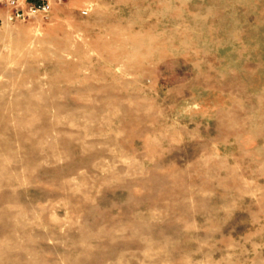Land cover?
<instances>
[{
	"label": "rangeland",
	"instance_id": "1",
	"mask_svg": "<svg viewBox=\"0 0 264 264\" xmlns=\"http://www.w3.org/2000/svg\"><path fill=\"white\" fill-rule=\"evenodd\" d=\"M6 14L0 264H264V0Z\"/></svg>",
	"mask_w": 264,
	"mask_h": 264
},
{
	"label": "built area",
	"instance_id": "2",
	"mask_svg": "<svg viewBox=\"0 0 264 264\" xmlns=\"http://www.w3.org/2000/svg\"><path fill=\"white\" fill-rule=\"evenodd\" d=\"M61 1L63 0H0V4L7 9L6 20L12 22L30 19L37 15L47 16L53 8V3Z\"/></svg>",
	"mask_w": 264,
	"mask_h": 264
},
{
	"label": "bare ground",
	"instance_id": "3",
	"mask_svg": "<svg viewBox=\"0 0 264 264\" xmlns=\"http://www.w3.org/2000/svg\"><path fill=\"white\" fill-rule=\"evenodd\" d=\"M35 40H31L30 42L31 43H33ZM31 45V44H30ZM58 106H60V105H58ZM7 193V192H6ZM1 210V209H0ZM8 216H10V214L8 215ZM13 226V225H12ZM10 230H12V229H10ZM5 232V231H4Z\"/></svg>",
	"mask_w": 264,
	"mask_h": 264
}]
</instances>
